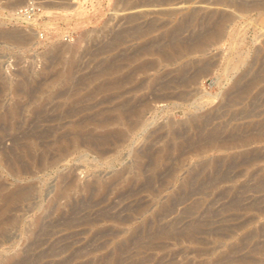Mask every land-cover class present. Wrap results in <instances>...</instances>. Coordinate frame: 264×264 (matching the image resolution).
<instances>
[{"label":"rangeland","instance_id":"rangeland-1","mask_svg":"<svg viewBox=\"0 0 264 264\" xmlns=\"http://www.w3.org/2000/svg\"><path fill=\"white\" fill-rule=\"evenodd\" d=\"M234 1L0 0V264H264V0ZM193 11L184 40L232 19L167 58Z\"/></svg>","mask_w":264,"mask_h":264},{"label":"bare ground","instance_id":"bare-ground-1","mask_svg":"<svg viewBox=\"0 0 264 264\" xmlns=\"http://www.w3.org/2000/svg\"><path fill=\"white\" fill-rule=\"evenodd\" d=\"M124 1V0H123ZM205 2L208 3H213V4H219V5H230L231 3H233L234 0H203ZM154 2V1H153ZM152 3V2H151ZM234 4L237 5L238 7H245L247 5V3L240 1L236 2L234 1ZM255 4V3H254ZM251 5V4H250ZM135 7L136 5H132L130 7ZM152 6V5H151ZM156 6V5H155ZM129 7V8H130ZM214 13V12H213ZM212 14V13H211ZM198 18V11H193L191 13H188L183 21L181 22L180 25L172 28V29H168V31L165 34V37H168V44L167 46L170 47L173 52L172 55H168L167 58H172L173 56L178 57L179 55H182L183 53H188V52H194L196 50H199L201 48H203L206 43H208L210 40H214V42L216 40H220L222 38V36L225 33L226 30V26H227V22L230 21L232 19V15L230 13H221L219 14L216 18H214L213 16H210V28L207 30L206 33L203 34V38L202 39H197V37L199 36V34L194 35L193 34V38H191V40L188 38V40H184L179 36V33L181 31V29H183V27L186 24H191L194 23V21ZM212 18V19H211ZM208 22V21H207ZM206 23V22H205ZM150 26V25H149ZM141 28V27H140ZM137 31V30H135ZM1 32V31H0ZM128 32V31H127ZM2 33V32H1ZM10 33V32H9ZM182 33V32H181ZM1 35V34H0ZM4 35V33H3ZM17 35V34H16ZM20 35V34H19ZM6 36V35H5ZM13 36V35H11ZM119 36V35H118ZM202 36V35H201ZM8 37V36H7ZM20 37L21 36H18ZM120 37V36H119ZM18 39V38H17ZM20 41V40H19ZM167 43V42H166ZM164 44V43H163ZM165 45V44H164ZM163 45V46H164ZM165 52V51H164ZM108 67V66H107ZM112 69V67H111ZM138 70V69H137ZM136 70V71H137ZM201 70V69H200ZM203 70V69H202ZM134 72V71H133ZM132 74V73H131ZM128 75V74H127ZM126 75V76H127ZM196 75V73H195ZM132 76V75H131ZM185 77V76H184ZM194 75H190V79H194ZM128 78V77H127ZM39 81V80H38ZM118 82V81H117ZM113 84V83H112ZM240 83H238L239 85ZM114 85V84H113ZM103 86V85H102ZM117 86V85H115ZM32 88V87H31ZM106 88V87H105ZM242 89V88H241ZM121 118H124V114L121 112L120 115H118ZM106 122V121H105ZM206 122V121H205ZM100 123V122H99ZM102 123V122H101ZM30 129V128H29ZM33 129V128H32ZM31 130V129H30ZM48 130V129H47ZM29 133V132H28ZM69 133V132H68ZM65 134V133H64ZM218 134V133H217ZM221 135V134H220ZM67 136V135H66ZM65 135L59 136L58 137V142H60V138H64ZM80 135L79 133L76 134L75 138L79 139ZM97 137V136H96ZM108 136H106L107 138ZM210 137V136H209ZM208 137V138H209ZM230 137V136H229ZM41 138V137H40ZM228 138V137H227ZM86 139V138H85ZM105 139V138H104ZM212 139V138H211ZM218 139V138H216ZM35 145V144H33ZM63 147V146H62ZM68 147V146H67ZM66 147H63V150H65ZM217 180V179H216ZM95 183V182H94ZM30 192V190L28 188H21L19 190H16L14 192L11 193V195L9 196V199H19L22 198L26 195H28ZM112 216V215H110ZM105 217V216H104ZM160 233V232H159Z\"/></svg>","mask_w":264,"mask_h":264}]
</instances>
